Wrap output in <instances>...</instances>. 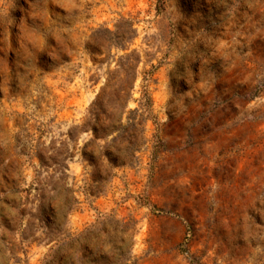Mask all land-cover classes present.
Segmentation results:
<instances>
[{
	"label": "rangeland",
	"instance_id": "374dc122",
	"mask_svg": "<svg viewBox=\"0 0 264 264\" xmlns=\"http://www.w3.org/2000/svg\"><path fill=\"white\" fill-rule=\"evenodd\" d=\"M0 264H264V0H0Z\"/></svg>",
	"mask_w": 264,
	"mask_h": 264
},
{
	"label": "trees",
	"instance_id": "16d2710c",
	"mask_svg": "<svg viewBox=\"0 0 264 264\" xmlns=\"http://www.w3.org/2000/svg\"><path fill=\"white\" fill-rule=\"evenodd\" d=\"M92 130H93V132H94V134H95V136L96 137H98V133H97V128H95V127H92ZM107 157V159H108V161L112 164V165H121V164H124L125 162H124V159L123 158H111V157H109L107 154L105 155H101L100 157L102 158V157ZM83 158L85 159V160H88V161H92V163H93V161H95L94 160V158L92 157V156H90V155H88L87 153H83Z\"/></svg>",
	"mask_w": 264,
	"mask_h": 264
}]
</instances>
